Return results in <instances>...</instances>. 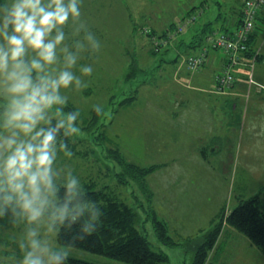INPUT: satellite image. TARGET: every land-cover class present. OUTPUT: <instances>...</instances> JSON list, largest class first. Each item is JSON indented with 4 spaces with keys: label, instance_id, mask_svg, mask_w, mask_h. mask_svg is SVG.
<instances>
[{
    "label": "rangeland",
    "instance_id": "1",
    "mask_svg": "<svg viewBox=\"0 0 264 264\" xmlns=\"http://www.w3.org/2000/svg\"><path fill=\"white\" fill-rule=\"evenodd\" d=\"M203 1L0 0V105L5 107L0 124V172L5 177L0 182V264H52L58 256L124 264L58 244L55 185L85 186L96 197L84 199L109 206L110 201L106 203L101 192L97 194L106 187L105 193L113 195L114 201L118 198L133 208L138 229L153 249L168 256L170 264H191L198 244L214 228L211 222L205 228L209 216L223 218L240 200L264 197V101L245 104L239 99L235 113L231 111L234 101L218 108L221 133L231 132L227 136L230 145L219 154L203 149L199 157L191 154L188 158L181 145L186 136L181 122L175 120H180L182 95L217 97L188 90L184 84L177 90L171 83L173 71L180 65L190 75L206 63L194 70L188 67L187 60L197 55V48L179 46L174 52L180 35L189 30L183 26L193 15L203 13ZM241 1L206 0L211 7L208 14L214 12L215 2L224 15L231 7L237 11ZM197 4L201 5L193 9L189 23L178 25V38L171 33L159 37ZM204 20L196 24L202 26ZM146 31H153V36H146ZM259 35L256 53L264 56V30ZM28 67L42 80L38 90ZM218 67H209L205 77L220 73ZM253 68L252 81L247 75V82L264 88V60L256 63L254 72ZM215 86L211 93L218 99L228 95V89L219 91ZM91 109L100 110L98 120L104 128H85L82 120ZM70 111L78 115V124L75 117L74 122L68 120ZM53 121L71 131L70 146L60 151L42 140ZM91 132L95 137L98 132L107 134L109 141L102 144L118 146L130 162L146 167L164 164L147 178L149 202L134 182L122 185L117 181L122 167L114 155L103 151L104 146L97 145L101 141L93 140ZM175 143L180 148L172 149ZM201 157L207 159L206 164ZM21 159L26 162L22 172L14 171L10 177ZM41 171L50 175L49 185ZM220 201L222 210L218 209ZM149 207L178 245L161 246L153 236L146 213ZM235 232L233 241L232 234L226 235L222 229L205 264H264L261 251Z\"/></svg>",
    "mask_w": 264,
    "mask_h": 264
},
{
    "label": "trees",
    "instance_id": "2",
    "mask_svg": "<svg viewBox=\"0 0 264 264\" xmlns=\"http://www.w3.org/2000/svg\"><path fill=\"white\" fill-rule=\"evenodd\" d=\"M245 1L246 0H242L237 11H234V14L237 16V24L234 28L216 25L212 22L202 26L197 25L196 23L203 19L202 14L205 12V9H203V13L200 15H193V19L189 23L187 18L192 15L191 13L193 12V9H191L187 13L185 12L179 20L170 23L169 28L159 37H165L171 33L178 38L177 34L181 32L178 25L187 21L189 24L183 26V28H188L192 31V36L187 41L184 40L186 37L180 35L182 38H178L179 42L178 44H175L174 52L182 46H188L191 49L197 48L195 54H199L201 50L204 51L205 61L207 60L210 52L222 53L223 63L221 72L216 74L214 78V85L219 87V80L225 76L224 71L228 67L227 53L221 49L211 48L210 45H208V38L213 34H234L240 28L242 23V8ZM256 17L254 30L247 38L246 51L243 53L242 59L245 65L235 66L232 69L231 74L234 77L232 83L233 86L237 81L247 83L246 76L248 75L250 64L253 63V66L255 67L256 63H261L264 60V56L262 54L256 53L257 48H259V34L263 33L264 30V9L258 11ZM146 33V36L148 37L153 36L154 34L153 31H146ZM171 53L174 54L173 52ZM176 58L177 56H175V60H173L174 58L172 60L176 61ZM28 72L32 83L35 86V90L41 88V78H39L30 67H28ZM232 87H225L223 89L221 87V91L226 89L230 90ZM260 88L261 89H259L258 92L264 91L262 86ZM40 92L42 91H37L35 93ZM4 108L5 107L0 105L1 125ZM69 113H71L72 118L68 120L72 122L76 120V124H78V115H75L72 111ZM100 113L99 109H91L87 115L88 118L82 120L85 128H94L95 130L104 128L105 124L98 120ZM176 114L177 113L173 114V116H176ZM73 117H75V120ZM51 124V131L46 130L42 133L43 142L48 146L52 145L57 151H60V148H63V146H70L69 141L71 131L66 130L65 126L58 121H53ZM91 134V138L93 140L97 138L101 141L97 143L99 146H104L102 142L109 141L107 134L104 132H98L99 135L96 137L93 132H91ZM69 149H71V147ZM103 151L114 155L113 158L116 159L118 161V165L122 167V173L117 174L116 176L117 181L122 185L127 183L129 184L130 181L134 182L137 184L136 187L145 195L144 197L149 202L151 193H149L150 186L147 178L160 168H163L164 164H149L147 167L137 165L130 162L122 153H120L118 146H115L114 148H106L104 146ZM28 160L32 159L29 158ZM36 160L37 158H35V161ZM25 165V160L21 159L10 172V177L14 171H17L18 173L22 172L21 168L25 167ZM43 172L46 179L45 183L49 185V181H52V179L49 180L50 175L48 172L41 171V173ZM3 177L4 176L0 172V182L4 181L5 177ZM45 183L44 186L46 185ZM91 183L96 184L94 182ZM53 188L55 195L54 198L57 200L58 214L60 215L58 217L59 230L57 235V241L60 246L81 250L124 264H170L168 256L161 250L153 249L152 244L148 241L147 237L138 229L135 224L136 215L133 208L118 198L119 203H116L117 199L114 201L115 198H113V195L110 197L105 193V190L107 189L106 187H101L97 194L99 196L101 192L100 198L106 203L110 201L109 206L106 203V206H104V204H99L96 200L93 201L91 199H84V197H96V195L93 192H90V190H87L85 186H73L71 184L64 183V185H55ZM83 191H87V193L83 195ZM93 203H97L98 206L93 207ZM103 207H106V209H103ZM146 213L148 221L152 227L153 236L159 241V243H161L160 245L169 247L178 245L173 241L172 234L166 228L165 224L157 218V215L150 207ZM223 218L225 219L223 220ZM223 218H218L215 221L216 224H214V228L198 244L196 251L193 254L191 264L206 263L208 252L216 243L217 238L224 227L223 224L244 235L264 255L263 196L261 197L257 195L256 197L248 200H240L239 204L231 211L227 212L226 216ZM52 264L97 263L73 257L58 256L54 257Z\"/></svg>",
    "mask_w": 264,
    "mask_h": 264
},
{
    "label": "crops",
    "instance_id": "3",
    "mask_svg": "<svg viewBox=\"0 0 264 264\" xmlns=\"http://www.w3.org/2000/svg\"><path fill=\"white\" fill-rule=\"evenodd\" d=\"M196 1H198L199 3V0ZM203 2L206 5V6L202 5L205 9V12L202 15V18L205 19L204 20L205 23L203 25L212 22L220 26H225L230 28L235 27V25L237 24V16L236 14H234V16H232L231 14V12L234 11V7H231L232 8L231 11H229L230 10L229 8L227 11H225L226 13L222 15L223 11L221 10V5L219 4V2H215L214 5H212V7L215 8L213 9L214 12L208 14V12H211V7L208 5L206 0H204ZM199 5L197 4L196 7L193 6L192 9L200 7ZM176 18L177 17H175L174 19ZM192 33L193 32L189 30L183 37H186L189 40L192 36ZM222 63H223L222 56H219L216 52H210L204 67H202L197 72H190L189 75L188 73L186 74L182 72L183 66L180 65L179 68H176L173 71V77L171 83L172 85L178 86L177 90H179L180 87H183L184 84L188 90H193L203 95L209 93L214 95L215 97L216 96L219 97L218 95L211 93V91L214 90L213 86L215 83L214 78L216 76V73H214L211 77H205V76L207 75V73L208 75L210 74L211 68L209 67H211L212 65H217L219 66L218 68H221ZM220 70L221 69H219V71ZM257 83L258 85L261 84L258 81ZM260 86H262V84ZM258 90L259 89L253 84H250L248 82L244 83L242 81H237L234 84V86L229 90L228 95H221L224 97L222 99H218L217 97L216 99H212L213 98L212 96L208 97L207 95H204L203 98L201 96L199 97L197 96L196 98H194L192 94H190L192 96L183 94L182 96L185 97L178 104V106L180 105L181 108L180 120L179 119L175 120L173 116H170V119L178 121L179 125L181 122V132L183 131V135L186 136V141L184 137L182 138L185 144H181V145L182 148H186V156H188L189 158L191 154H197V157H199L200 154L203 153V149L205 150L210 149L212 150L211 154H217L218 152H220L222 147L224 149L227 148L230 145V141L227 136H229V133L231 132L224 131L221 133L220 121L222 117L217 114L218 108L229 107L231 105L229 101H234V104H232L231 106V111L235 113L237 109L236 103L238 104L240 103L239 99H244L245 104L250 103L254 99H257L259 102L262 103L264 101L263 91L258 92ZM229 97L232 100H229ZM176 103L177 101L175 102V104ZM229 113H230V109H229ZM177 148H180L178 144L172 147V149L175 150ZM202 159H204L203 163L206 164L207 159L206 158H202ZM222 202L218 204L219 210L223 209V206H221L223 205ZM218 216L219 214H215L214 216L212 215L209 216L208 217L209 220L205 228H209L210 222L214 226L215 221L221 217ZM223 231H225L226 235L232 234L231 235L232 240L235 241V236L237 235L236 234L237 232H235L233 228L229 226H224ZM240 237L242 240L244 239V241H246L245 238H243L242 236Z\"/></svg>",
    "mask_w": 264,
    "mask_h": 264
},
{
    "label": "built area",
    "instance_id": "4",
    "mask_svg": "<svg viewBox=\"0 0 264 264\" xmlns=\"http://www.w3.org/2000/svg\"><path fill=\"white\" fill-rule=\"evenodd\" d=\"M264 9V0H246L242 8V23L240 28L234 34L211 35L208 38V45L213 49H221L227 53L228 67L224 71L225 76L220 78L219 87L216 89L221 91L233 83L234 77L231 72L235 66L245 65L243 61V53L246 51V42L250 34H252L256 22V14ZM205 61V52L200 51L196 56H191L187 60L188 67L192 70L198 69ZM253 64L251 63L248 71L249 81H252ZM222 87V89H221Z\"/></svg>",
    "mask_w": 264,
    "mask_h": 264
}]
</instances>
